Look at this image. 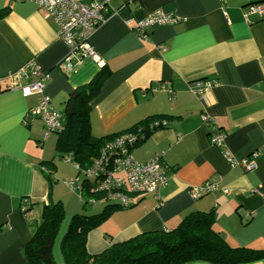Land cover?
Masks as SVG:
<instances>
[{"label": "crops", "instance_id": "obj_1", "mask_svg": "<svg viewBox=\"0 0 264 264\" xmlns=\"http://www.w3.org/2000/svg\"><path fill=\"white\" fill-rule=\"evenodd\" d=\"M250 4L264 5V0H110L112 16L90 38L100 62L84 60L67 69V47L55 23L33 2L0 0V10L7 9L0 19V77L37 65L46 76L47 108L60 116L59 132L69 94L102 69L104 79L89 103L94 137L127 131L150 116H168L165 126L130 149L137 162L159 156L167 184L156 197H132L131 205L120 206L89 230L87 253L145 232L172 230L191 212L211 210L214 230L229 245L264 251V16L245 19ZM158 8L175 11L181 21L154 27L144 42L131 28ZM198 79L213 85L205 101L193 93ZM40 97L0 92V264H29L25 245L44 207L64 201L52 190L57 165L47 154L51 145L56 149L59 132L44 139V121L28 115ZM202 114L223 133L220 147L209 142L211 129ZM52 133L57 136L49 141ZM245 159L254 169L243 166ZM50 161L48 173L42 165ZM205 183L216 189L194 199L193 189ZM65 185L79 199L75 183ZM81 209L88 213L64 209L68 223L71 215L100 214L93 207ZM64 219L51 249L55 264H64ZM240 264H264V258Z\"/></svg>", "mask_w": 264, "mask_h": 264}, {"label": "trees", "instance_id": "obj_2", "mask_svg": "<svg viewBox=\"0 0 264 264\" xmlns=\"http://www.w3.org/2000/svg\"><path fill=\"white\" fill-rule=\"evenodd\" d=\"M111 11V10H110ZM7 9L0 10V19ZM112 12V11H111ZM104 79V70L88 84L76 88L64 102L65 125L58 133L56 151L61 157L70 156L78 173L90 169L97 159L106 152L104 147L124 133L138 138L135 146L145 139L149 132L165 126L168 116L154 115L138 122L121 133L94 137L89 118L91 99L96 95ZM109 165L111 159L109 157ZM45 167L53 168L51 161ZM109 169V168H108ZM48 177V176H47ZM85 179L81 184L82 202L87 204L104 194L91 190ZM83 196L88 198L84 201ZM94 200V199H93ZM120 206L106 205L94 216L74 215L60 243L64 264H186L202 261L211 264H240L264 258V251L251 247L231 246L213 228L215 212H191L172 230H156L136 235L128 240L111 244L97 254H89L85 248L86 234L96 228L110 213ZM65 211L61 203H51L43 209L42 220L31 239L27 242L24 254L29 264H55L51 249L64 219Z\"/></svg>", "mask_w": 264, "mask_h": 264}, {"label": "built area", "instance_id": "obj_3", "mask_svg": "<svg viewBox=\"0 0 264 264\" xmlns=\"http://www.w3.org/2000/svg\"><path fill=\"white\" fill-rule=\"evenodd\" d=\"M35 3L44 13L46 19L53 21L57 27V37L67 47V55L63 63L67 69H72L74 65L80 64L84 60L100 62L94 48L90 44V38L94 32L105 23L111 16L109 8L110 0H23ZM249 15L264 16V5L250 4L244 9L245 19ZM181 21V17L175 11H164L158 8L150 12L145 18L136 21L131 28L139 38L147 42L149 31L161 25H173ZM43 75L37 65L30 63L22 70L8 77H0V92L19 91L23 97L33 94H40L38 108L31 110L28 115L42 119L45 123L46 132L44 139L51 132L62 130L60 116L48 110L49 98L43 95L44 80ZM25 85H23V84ZM193 93L205 101V96L212 89L213 85L205 79H198L194 82ZM202 123L211 129L209 142L220 147L224 141L213 118L202 114ZM138 138L134 134L124 133L107 143L103 152H106L101 159H97L95 164L82 173L85 179L90 182L91 190L94 193L104 194L106 201H115L116 205L128 207L134 196H157L159 189L167 184L168 178L163 174L162 163L159 156L146 162H137L130 155V149L137 143ZM109 157L111 165H109ZM70 160V156H67ZM243 166L252 169L254 164L251 160H244ZM75 169L78 167L76 165ZM109 168V169H108ZM254 169V168H253ZM75 183L82 202L81 185H77L78 179L66 182L72 186ZM216 189L215 185L205 183L199 188L193 189L194 199L202 194L209 193ZM90 202H94L93 199ZM27 201H23L21 213L23 217L27 215Z\"/></svg>", "mask_w": 264, "mask_h": 264}, {"label": "rangeland", "instance_id": "obj_4", "mask_svg": "<svg viewBox=\"0 0 264 264\" xmlns=\"http://www.w3.org/2000/svg\"><path fill=\"white\" fill-rule=\"evenodd\" d=\"M57 136L56 134L52 133L50 134V139L49 141H51L52 139H54V137ZM47 154L50 156H52L51 158L53 159V162L57 165V171L55 172V175L52 177H50V183H51V187L52 190L54 188V190L56 191V193H58V195H60L64 201H62V206L64 207L66 212H72L71 214H79V213H88V211H83V209H81V206L83 205L84 207H93V210H95V212H102V209H104L106 206L105 205H115L116 202L115 201H106L103 198L100 199H94L95 203H87L84 204L83 202L81 203V201H79L78 196L75 192H73L72 190H70L65 184L64 181H70V180H75V178H78V182H83L85 180V176L82 173H78V171L75 169L74 164L71 161L67 160V157H61L59 156V154L57 153L55 146L51 145L50 147L47 148ZM90 183V182H88ZM73 195V196H72ZM84 201L88 202V198L86 196H83ZM76 206V208H78V210L76 208H74ZM70 208V209H68ZM70 211H68V210ZM72 210V211H71ZM79 212V213H76ZM69 214L67 213L64 219V225L66 224V228L64 229L62 235L64 236V233L67 230V227L70 223H68L69 220ZM73 215H71L70 219L72 218ZM68 223V224H67ZM62 237V236H61Z\"/></svg>", "mask_w": 264, "mask_h": 264}]
</instances>
